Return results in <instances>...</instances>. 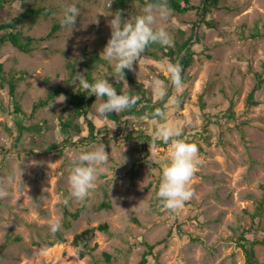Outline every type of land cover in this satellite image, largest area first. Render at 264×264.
<instances>
[{
	"label": "rangeland",
	"instance_id": "1",
	"mask_svg": "<svg viewBox=\"0 0 264 264\" xmlns=\"http://www.w3.org/2000/svg\"><path fill=\"white\" fill-rule=\"evenodd\" d=\"M190 2L202 6V0ZM32 3L54 5L57 10L19 25L38 39L34 50L25 53L5 42L0 44V62L6 78L19 70L27 73L16 88L15 98L24 112L19 115L24 124L41 122L44 130L19 133L18 114L9 104L7 81H2L0 146L5 151H0V182L9 196L0 199V264H137L146 250L145 241H161L146 264H246L235 238L245 233L264 240V212L258 225L251 218L264 195V36L249 37L264 31V0H219L218 8L206 16L213 27L201 22L200 9L171 11L163 26L173 41L182 43L192 37L187 47L194 52L181 75L180 103H157L152 93L157 79L168 85L169 97L178 95L160 77H166L164 70L171 62L141 53L131 75L143 84L150 101H140L119 122L96 112L101 100L95 97L89 116L101 134L62 153L40 150L63 138L61 108L69 92L80 87L81 75L86 78L89 71L97 79L113 78V65L100 53L111 36L108 21L119 11L114 0H11L0 6V20ZM67 4L80 10L75 25L61 26L53 36L41 39L60 21ZM147 5L129 1L122 21H133ZM260 76L262 81L253 89ZM122 80V93L141 95L134 83ZM51 86L64 92L34 108ZM62 95L65 99L60 101ZM156 108H164L167 120L181 126L185 140L199 149L200 163L191 181L196 195L176 212L164 209L156 196L168 160V145L163 141L157 140L150 151V137L159 127ZM74 122L82 128L74 138L88 133L83 117ZM100 145L109 153V162L96 188L83 201L69 198L73 156ZM29 149L36 151L26 153ZM64 207L82 211L73 218L64 215ZM50 220H59L60 230L51 232ZM101 222L108 223V231L96 230L89 241L93 249L77 258L80 246L72 242L74 234ZM254 250L264 263V243H257ZM103 252L111 255L110 261Z\"/></svg>",
	"mask_w": 264,
	"mask_h": 264
},
{
	"label": "clouds",
	"instance_id": "2",
	"mask_svg": "<svg viewBox=\"0 0 264 264\" xmlns=\"http://www.w3.org/2000/svg\"><path fill=\"white\" fill-rule=\"evenodd\" d=\"M79 14L80 10L75 4L64 5L60 19L61 26L73 27ZM170 14L171 9L168 7L167 0H153L145 7L143 14L136 16L133 21H122L120 13L115 14L108 21L111 36L100 53V57L113 65V78L117 82H120L117 78H124L125 69L134 70V63L149 45L173 46V39L162 24ZM181 72L182 66L179 62L166 65L164 74L170 85L177 90L178 95L169 97L168 85L157 79L152 85V93L157 103L163 102L165 106H177L180 103L179 93L183 88ZM79 84L83 92L95 95L101 100L96 105V112L101 116L112 112L119 114L135 106L139 100V97L135 95L118 94L108 79L93 78V81L89 82L81 75ZM64 99L63 96L60 101ZM154 116L159 127L150 137V151L151 145L157 140L168 145V160L162 167V177L156 196L164 209L176 212L183 209L186 202L196 195L191 181L200 163L199 149L195 143L187 142L181 138V126L167 120L164 108H156ZM108 162L109 153L106 152L104 145L75 154L68 176L69 198L77 201L86 199L90 192L96 188L98 177L105 171L104 166ZM149 162L159 163L157 160ZM8 196L7 186L0 182V199H5ZM64 203L67 205L68 200L65 199ZM60 228L59 220L49 221L51 232L55 233Z\"/></svg>",
	"mask_w": 264,
	"mask_h": 264
},
{
	"label": "trees",
	"instance_id": "3",
	"mask_svg": "<svg viewBox=\"0 0 264 264\" xmlns=\"http://www.w3.org/2000/svg\"><path fill=\"white\" fill-rule=\"evenodd\" d=\"M10 1L11 0H0V6H3V4ZM16 1L25 3L26 0H16ZM129 1H138L139 3H147V4L153 2V0H114L115 7L118 9L119 13L121 14L122 19H123V11L124 9H126V6ZM167 4L168 7L171 9V11L178 13L186 12L189 9H195V8L200 9L201 22H204L209 27H213V22L207 20L206 16L211 12L213 8H218L219 0H202L201 7L193 6L190 0H167ZM56 10L57 8L54 5H46V4L39 5L37 3H32V5L27 6L16 15L0 20V30H2L0 34V44H4L5 42H10L17 49L25 53L34 50L33 42L38 39L30 34H25L20 26L24 24V21L26 19L34 22L38 20L40 17L51 16L53 13L56 12ZM60 27H61L60 21H55L52 24L50 30L47 32V34L45 36H42L41 39L53 36ZM262 36H264V31L261 33L249 34V37L252 38L262 37ZM191 39L192 37H189L182 43L178 41H173V46L171 47L161 46L159 44H151L145 49L143 54L149 55L155 59H159L160 57L164 56L167 57V59L171 63L179 62L182 66V72H181L182 75L184 73V69L191 64L193 59L194 52L187 47ZM99 60L103 61V59H99ZM124 73H125L124 78L134 83L136 90L141 93L137 104L140 101H150V99L145 97L143 84L141 82L136 81L134 77L131 75L132 71L125 69ZM26 74L27 73L25 71L19 70L10 74V76L6 78L3 72V64L2 62H0V83L5 80L7 81L9 104L10 106H12L14 112L18 114L16 119L17 130L19 131V133H22L23 131H32L35 133H40L44 130V125L41 122H31L28 124L23 123V119H21L20 115L24 114V112L15 98L18 81L20 79H23L24 75ZM160 77L165 81L167 80V78L164 76H160ZM86 78L89 82H92L94 77H92V75L88 71L86 73ZM117 79H119L120 82H117L112 77L108 78L109 82L113 84V86L117 90V93L119 94L122 93L121 88H122L123 80L122 78H117ZM261 81H262V77L260 76L257 83L254 84L253 89H256V87ZM62 91H63L62 88H55L54 86H51L49 88L47 97L45 99H40L39 101H37L34 104V108L38 107V105L41 106L46 104L47 100L52 98L55 93H59ZM133 95L137 96L136 94ZM94 100H95V95H88L87 93L81 90V87H78L75 90L70 91L68 95V101L61 108L60 117H59L61 132L64 134V136L59 142H51L48 145L42 147L40 151L44 153H50V152L62 153L64 149L67 147L76 144H86L95 141L98 138V135L101 134V132L96 128V125L89 116L90 106L93 104ZM249 101L253 102L252 100H250V98ZM136 105L119 114L109 113L107 117L120 122L119 118L121 116L130 114L133 110H135ZM79 117H83L87 126L88 133L86 135H81L78 136L77 138H74L75 133L80 134L82 131L80 124L74 122V118H79ZM6 127L8 130H10V127L8 126ZM181 138L185 140L183 134ZM0 151H5L3 150L2 146H0ZM34 151L36 150L29 149L26 150V153H31ZM158 182L160 184L159 180ZM157 187H159V185ZM81 211L82 208H78L74 212H71L68 210V208L64 207V215L65 216L70 215L73 218H76L81 213ZM263 212H264V195L257 202L255 206V210L251 213L253 225H258V219ZM65 225L66 226L70 225L68 220L65 222ZM108 228L109 225L107 222H101L96 226L87 227L75 233L72 242L75 245L80 246L76 251V257L82 258L93 249L95 245L93 247H89V241L94 237L96 230H101L106 232L108 231ZM17 238L18 237L16 236V239ZM7 239H11L10 234L7 235ZM235 239L237 244L242 248L244 252L246 264H264L259 262V260L256 258V253L254 250V246L257 243H261V242L264 243V240L258 239L257 237L249 238L245 235V233H240ZM158 243H161V241H157L153 244L145 241L144 244L146 246V250L143 252L137 264H146L148 261L147 256L152 254L154 247ZM103 256L106 261L111 260V255L108 252H103Z\"/></svg>",
	"mask_w": 264,
	"mask_h": 264
}]
</instances>
